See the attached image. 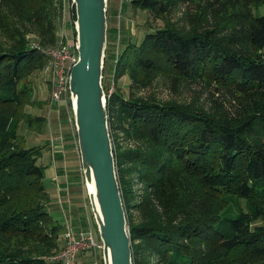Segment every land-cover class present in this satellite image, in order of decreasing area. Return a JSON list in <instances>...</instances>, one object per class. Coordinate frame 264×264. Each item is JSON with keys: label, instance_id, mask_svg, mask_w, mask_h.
<instances>
[{"label": "trees", "instance_id": "trees-1", "mask_svg": "<svg viewBox=\"0 0 264 264\" xmlns=\"http://www.w3.org/2000/svg\"><path fill=\"white\" fill-rule=\"evenodd\" d=\"M64 2L0 0V264H61L54 256L65 245L64 223L53 212L63 202L49 192L44 147L25 146L18 129L44 123L27 107L35 104L33 75L48 61L42 50L58 42ZM181 4L198 11L183 15L187 25L167 16ZM129 6L163 24L146 23L140 40L117 36L115 71L136 87L163 71L214 84L234 101L227 107L212 94L206 109L106 93L133 264H264V0H124L120 12ZM114 32L108 25L107 44ZM108 56L106 46L103 79Z\"/></svg>", "mask_w": 264, "mask_h": 264}, {"label": "rangeland", "instance_id": "rangeland-1", "mask_svg": "<svg viewBox=\"0 0 264 264\" xmlns=\"http://www.w3.org/2000/svg\"><path fill=\"white\" fill-rule=\"evenodd\" d=\"M123 1L124 0H108L107 3V9L109 12L108 25L115 30L114 35H116V39L110 40L107 44L109 56L107 57L105 78L103 79V82L106 88L105 91L107 90L105 93H107L108 96L114 91V89H116L125 97L131 94L142 97L153 95L159 100H177L186 103L196 101L206 109H210L212 106L211 95L214 94L219 98H225L224 101L226 102L227 107L234 105L233 100L225 96L223 97L220 92L214 90L212 87L214 84H211V86L206 85L202 81L195 82L184 79L173 80L169 74L161 71L149 84L136 87L132 86V81L127 74L115 71V59L112 58L110 54L117 51L118 47L121 49V44L118 45L117 42V36L120 35L121 39L122 37H128L131 40H140L148 30L146 23L150 24L151 28H156L163 24L161 18L155 17L153 14H149L144 10L139 9L134 11L130 6L126 10L120 12V7ZM64 6V14L58 22V42L55 46L59 44H71L76 38L73 29L69 25L71 4L68 0H65ZM191 6L192 4H181L180 7L175 9L172 13L167 14V16H169L168 18H170L171 21H179V24L187 25V21L183 18V15H185V13H198V11ZM262 12L264 13V9ZM208 19L210 20V15L208 16ZM33 86L35 104L28 106L27 109L30 111L29 113L33 114V116L42 117L44 123L41 126L33 124V127H26L23 124L25 122H23L18 129L19 134L25 137V146L40 145L44 147L43 154L39 161L43 165H48L45 169V173L47 183H50L49 192L53 197L55 196L58 201V188H62L65 185V183L62 182L63 178H65L63 175H66L69 181L70 179L78 181L80 186L79 196L80 202L82 203V211L78 212L77 210L75 214H69L67 212V217H65V211L60 208L53 212L57 218L62 219L64 223L63 232H65L67 222L71 223L76 231L80 228L86 229V222L82 225L80 221L85 220L88 215L92 223L95 239L98 241L99 236L94 224L92 211L90 210L84 177L79 169L80 157L78 148L75 147L77 146V137L74 136L75 125L71 96L67 95L66 102L63 104L54 102L52 100L54 84L51 75L46 74L44 69L33 75ZM121 137L119 138V141H122L121 144H125L123 137ZM133 144L132 141L127 142L129 147ZM56 169L59 170L60 174L57 173ZM55 174H58L57 178L51 183V178L54 177ZM132 187L133 192L136 194L135 198H133V202H138L144 191L142 184L139 183L136 175ZM129 212L136 217L137 212L134 209H131ZM63 242L65 241L63 240ZM93 253L96 254V252L90 250L81 252L78 255L79 264H94ZM97 255L100 256V253L97 252Z\"/></svg>", "mask_w": 264, "mask_h": 264}, {"label": "water", "instance_id": "water-1", "mask_svg": "<svg viewBox=\"0 0 264 264\" xmlns=\"http://www.w3.org/2000/svg\"><path fill=\"white\" fill-rule=\"evenodd\" d=\"M71 2L77 60L68 85L87 198L102 243L103 264H133L103 88L108 0Z\"/></svg>", "mask_w": 264, "mask_h": 264}, {"label": "built area", "instance_id": "built-area-1", "mask_svg": "<svg viewBox=\"0 0 264 264\" xmlns=\"http://www.w3.org/2000/svg\"><path fill=\"white\" fill-rule=\"evenodd\" d=\"M75 44L76 39L71 44H59L42 50L48 57L44 72L51 75L54 84L52 100L59 104L66 102V97L69 95V72L71 66L77 60ZM85 222L87 228H80L77 231L71 223H66L64 232L65 245L60 252L54 256L61 264H79L78 255L86 250L96 252V254L93 253L95 264L97 252L101 253L102 243L100 239L96 241L92 223L88 215L86 216Z\"/></svg>", "mask_w": 264, "mask_h": 264}, {"label": "crops", "instance_id": "crops-1", "mask_svg": "<svg viewBox=\"0 0 264 264\" xmlns=\"http://www.w3.org/2000/svg\"><path fill=\"white\" fill-rule=\"evenodd\" d=\"M75 147H77V146H75ZM56 171H57L58 174H60L59 173V170L56 169ZM58 174H55L54 177L51 178V180L52 181L55 180L57 178V175ZM63 176H65V178H63L64 181L62 180V182H64L65 185L62 188H58L59 191L57 193V198L59 199V201H62L63 202L62 203V206H61V209L63 211H65V217H67L68 216L66 214L67 212L69 214L70 213L75 214L77 210H78V212L82 211L81 210L82 209V206H81L82 203L80 202V196H79L80 195V193H79V191H80V188L79 187L80 186L78 184V181H73L71 179L69 181L67 179L66 175H63Z\"/></svg>", "mask_w": 264, "mask_h": 264}, {"label": "bare ground", "instance_id": "bare-ground-1", "mask_svg": "<svg viewBox=\"0 0 264 264\" xmlns=\"http://www.w3.org/2000/svg\"><path fill=\"white\" fill-rule=\"evenodd\" d=\"M91 189H92V187H91Z\"/></svg>", "mask_w": 264, "mask_h": 264}]
</instances>
